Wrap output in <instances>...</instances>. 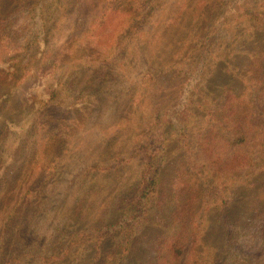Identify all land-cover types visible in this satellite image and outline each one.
<instances>
[{"label": "trees", "instance_id": "16d2710c", "mask_svg": "<svg viewBox=\"0 0 264 264\" xmlns=\"http://www.w3.org/2000/svg\"><path fill=\"white\" fill-rule=\"evenodd\" d=\"M161 1L0 0V105L17 88L34 92L50 79L27 128L15 117L20 110L0 124V264H60L91 253L92 264H134V244L148 230L152 264H181L189 235L186 264H264V0H171L165 20L171 39L162 40L173 39L164 47L174 48L149 53L157 37L147 33ZM109 14L126 18L128 55L146 60L141 78L127 79L125 89L117 58L100 57L101 47L86 36L90 20ZM221 62L230 77L215 86L209 77ZM172 78H180L178 85ZM111 115L117 116L107 131L116 148L105 140L106 150L69 179L65 193L56 160L76 152L78 146L67 147L83 129ZM120 132L131 135L126 145L118 143ZM172 142L185 159L167 179ZM250 142L259 156L226 158L221 151ZM131 162L138 171L125 179L121 166ZM98 179L106 188L119 182L118 216L106 224L94 222L103 213L91 200ZM242 204L250 211L236 219ZM205 207L221 237H208ZM249 231L254 240L238 245ZM226 247L232 252L225 254Z\"/></svg>", "mask_w": 264, "mask_h": 264}, {"label": "rangeland", "instance_id": "374dc122", "mask_svg": "<svg viewBox=\"0 0 264 264\" xmlns=\"http://www.w3.org/2000/svg\"><path fill=\"white\" fill-rule=\"evenodd\" d=\"M169 1L171 0H162L161 1V10L158 12V15L156 17H153L154 24L152 26V29L147 33L150 38L152 36L157 37L156 42L153 45H151L150 49H147V51L150 53L151 51L155 50L158 46L162 47V51L171 53L172 49L174 48V45L170 46L169 48H165L164 45H168L169 42H173L171 40L163 41L162 37L165 35L166 39L169 38L168 33H165V29L167 27L166 18L169 14L167 11V7L169 5ZM110 16H106L104 19H92L90 20L89 25L91 27L88 28V32L86 33L87 38H90V40H94L98 43L99 48L101 47L102 50H100L99 56H108L112 55L117 58V61L114 63L116 70L120 69V75L118 74V78L121 80V82L124 84L123 87H119L120 89H125L127 83L126 80L129 78L139 79L143 75L145 69H146V60L144 58H132L130 55H128L129 52H131V46L128 47L127 44L132 45L133 37L132 34L128 35V32L124 30L126 18L122 19L118 15L115 14H109ZM185 23V21L183 22ZM164 37V38H165ZM173 38V36H172ZM177 39V38H176ZM175 39V40H176ZM178 40V39H177ZM175 41V44L177 42ZM134 41H137V39H134ZM118 42V43H117ZM158 44V45H157ZM178 46V45H177ZM179 47V46H178ZM186 49V48H185ZM99 51V49H98ZM186 52V50H185ZM226 52V51H225ZM128 56H127V55ZM96 64V63H94ZM224 64L219 63L217 66V69L215 73L209 77L210 83L214 84L215 86H218L225 80H227L230 77L229 72H227V67L223 69ZM93 67V66H92ZM205 70V69H204ZM195 76V75H194ZM188 77V74H185V78H182L183 80ZM189 77H192L189 75ZM235 79L236 84H238L239 88L244 87V83L240 78L233 77ZM180 78H172L170 83L173 84V86L178 85ZM44 83H42L41 86H34L32 89L34 92L26 91V93L23 92V88H17L12 92L11 101L6 104V106L0 105V124L9 117L14 116L15 111L20 110V113H17L15 117L17 120H20L19 122L22 123V126H24V129L27 128L32 120L36 119L38 116V106L40 105V100L44 97H42V91L44 90L42 86L49 80L47 78L43 79ZM213 85V86H214ZM220 86V85H219ZM118 88V87H117ZM38 91V92H37ZM174 92V89L171 93ZM41 93V98H39ZM173 95H170L167 97L166 100H169ZM39 98V99H38ZM119 99V98H118ZM117 99V100H118ZM116 100V102H117ZM26 102L25 105L26 108L19 109L18 105L20 102ZM167 103V102H166ZM110 107V106H109ZM124 107V106H123ZM121 107V109H123ZM32 111V112H31ZM118 109L115 110V114L120 113ZM117 116V115H114ZM113 115L104 117L101 121H96L95 124L90 127L89 131L84 130V133L78 134V140L76 142H72L68 145V149H73L76 146L78 148L75 150V153H72L68 157H66L64 160L59 157L56 161H58L59 164H61L60 168L62 167L63 173L61 174V177L63 178L62 185L60 188H63V191L66 193L67 186L69 185V179L74 177L77 173H82V169H85L86 166L93 163V159L96 156H99L104 152L107 148L106 143L108 142L111 144V148H116V142H112V139L114 137L113 131H107L109 129V123L113 122V119L115 118ZM110 118V119H109ZM135 119L137 116L134 117ZM85 128V127H84ZM64 129L60 131V134L64 133ZM21 131L17 129L16 133L12 134L9 138V143L13 144V147H16L19 139L18 135ZM23 132V131H22ZM77 132V131H76ZM121 137H119L121 143L125 141V145L131 139V135L129 133L125 134V132H120ZM110 135V136H109ZM122 135H126V137H122ZM129 138V139H128ZM128 139V140H127ZM107 140V142L104 144V141ZM116 141V140H115ZM77 143V144H76ZM222 153L226 158H229L235 153H247L251 155L252 157H257L260 155L261 151L258 147L254 146L251 142L248 144H240L237 146H228L225 148H221ZM129 152V151H128ZM184 152H182V149L180 145L175 142L171 144V147L169 148V153L166 156V160H164V169H166L164 172L166 173L165 176H167V179H170L174 171L177 170V168H180L183 166V161L185 159ZM121 167H123L121 177L123 174V178L128 179L129 177H134L136 174V165L135 163L131 162L129 164L124 163ZM138 171V170H137ZM127 181V180H126ZM100 179H98L97 183L98 185L91 190V200L94 202L95 210L99 213L102 211L103 213L100 215L101 217L94 220V222L100 223V224H106L114 221L116 217L118 216V209L120 205H118V192H116V188L119 186V182L115 179H112V184L110 183L108 188L105 187L107 184L102 183ZM170 182H168L169 184ZM100 190V191H99ZM98 194V195H97ZM100 203L103 204V207H99ZM241 207H238L236 210L235 218L240 219L242 216V213L250 211V206L248 204H242L239 205ZM208 207V206H207ZM203 214L205 215V225L208 228V237L211 238V235L213 236H220L222 233H220L218 226H212L211 223V210L209 208H204ZM254 215H257L254 214ZM92 216V215H91ZM92 219V217L90 218ZM59 224L56 223L55 227H58ZM212 228H218L217 230H214V232L211 230ZM254 227V226H253ZM156 228V227H154ZM151 229V228H150ZM192 227L190 224L187 226L186 234L191 233ZM249 235L242 237L237 240L238 245L243 246L244 244H250L253 239L252 231H249ZM152 238V231H143L139 238L136 240L134 244V254H133V262L134 264H152L153 263V255L152 252L155 248V246H152L150 243ZM157 238V237H156ZM155 238V239H156ZM30 241V240H29ZM157 242V241H156ZM155 242V243H156ZM223 241H218V245L222 244ZM154 244V243H152ZM192 246V237L189 235L188 239L185 241V248L184 253L180 258L181 264H186V262L189 261V258L192 255L191 251ZM233 249H230L228 247L225 248V254L228 252H232ZM260 250L255 253V256H259ZM92 254V253H91ZM91 254L86 255V257H76L77 259H68L67 261H64L60 264H92L93 258H91ZM244 254H239L237 258H242ZM256 257V258H257ZM57 264V263H55Z\"/></svg>", "mask_w": 264, "mask_h": 264}]
</instances>
